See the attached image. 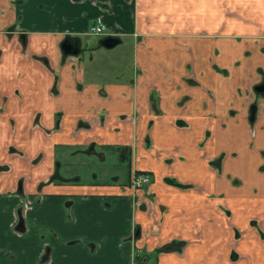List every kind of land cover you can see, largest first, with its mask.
Here are the masks:
<instances>
[{
    "label": "crops",
    "instance_id": "1",
    "mask_svg": "<svg viewBox=\"0 0 264 264\" xmlns=\"http://www.w3.org/2000/svg\"><path fill=\"white\" fill-rule=\"evenodd\" d=\"M260 85L264 0H0V264H264Z\"/></svg>",
    "mask_w": 264,
    "mask_h": 264
},
{
    "label": "flooded vegetation",
    "instance_id": "2",
    "mask_svg": "<svg viewBox=\"0 0 264 264\" xmlns=\"http://www.w3.org/2000/svg\"><path fill=\"white\" fill-rule=\"evenodd\" d=\"M109 33L110 34L108 36L119 38V35L111 33V32H109ZM75 42L77 43V48H76V45H75L76 43ZM78 43H79V41H77L76 39H70V38H67V39H65L63 41L62 49L64 50V52H67L68 50L75 51V49H78V53L77 54H72L74 56H68L67 58L72 59L74 61H77V58H76L77 56L76 55L79 54V44ZM63 44H64V46H63ZM258 87L262 88V90H260V91L256 90L257 87H255V90L257 92H259V93H263L264 92V86L260 85ZM251 118L252 119L254 118V111H252ZM2 169L7 171L9 169V167L8 166H3ZM133 175H136V176H140V175L141 176H144V175L148 176L149 183L147 185L143 186L142 188H133L132 185H131V179H132ZM150 185H151L150 176L148 175L147 172L135 170V171H133V173H131L129 186H130V188H131V190L133 192H136V191H140L141 192V199L139 201L140 202L139 206L143 207L144 209L148 208V210H151L152 204L154 202L153 201L154 197H153L152 191L150 189ZM17 191H18L17 194H18V196L20 198V201H19L20 202V209H21L20 218H22V217H24V208L27 206V202L29 201V199H28V196L24 195L21 191H19V190H17ZM183 247H184V245L182 244V246L178 250V254H180V255L182 254ZM47 258H48V254H46V252H44L42 254V263L45 264L47 262V260H48Z\"/></svg>",
    "mask_w": 264,
    "mask_h": 264
},
{
    "label": "rangeland",
    "instance_id": "3",
    "mask_svg": "<svg viewBox=\"0 0 264 264\" xmlns=\"http://www.w3.org/2000/svg\"><path fill=\"white\" fill-rule=\"evenodd\" d=\"M98 38V37H97ZM101 38V37H99ZM98 41H100L99 39H96ZM130 40V38H129ZM124 44L123 45H117L112 49H102L101 50V54H96L95 57L102 63V65H108V70L112 71H116L117 70V74L119 75L120 72H124L126 71L127 67H128V61H129V53H130V45L131 43H133V41H127L124 40ZM100 55V56H99ZM123 73V74H124ZM127 74L129 75V72L127 70ZM79 165H76V163L71 164L70 163V167H77ZM82 166V165H81ZM96 166V165H95ZM86 167H88V165L86 164ZM94 168V165L93 167ZM123 174L126 172L125 168L121 169Z\"/></svg>",
    "mask_w": 264,
    "mask_h": 264
},
{
    "label": "built area",
    "instance_id": "4",
    "mask_svg": "<svg viewBox=\"0 0 264 264\" xmlns=\"http://www.w3.org/2000/svg\"><path fill=\"white\" fill-rule=\"evenodd\" d=\"M88 34L91 36H107L108 32L107 26L102 21L101 18H96L94 23L89 27ZM149 183L148 176H136L133 175L131 179V185L133 188H142Z\"/></svg>",
    "mask_w": 264,
    "mask_h": 264
},
{
    "label": "water",
    "instance_id": "5",
    "mask_svg": "<svg viewBox=\"0 0 264 264\" xmlns=\"http://www.w3.org/2000/svg\"><path fill=\"white\" fill-rule=\"evenodd\" d=\"M119 43H120V39L117 38V37H112V36H108V37H105V38L100 40V44L102 45V47H104L106 49H112L115 46H117ZM64 44H63V46H64ZM75 45H76V48H77V43ZM67 53H69V54H77L78 53V49H75V51L68 50ZM256 90L260 91V90H262V88L257 87Z\"/></svg>",
    "mask_w": 264,
    "mask_h": 264
}]
</instances>
